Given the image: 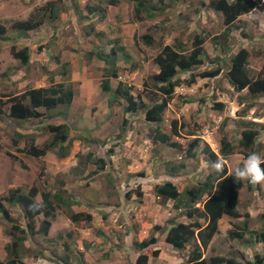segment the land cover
Wrapping results in <instances>:
<instances>
[{
    "label": "rangeland",
    "instance_id": "1",
    "mask_svg": "<svg viewBox=\"0 0 264 264\" xmlns=\"http://www.w3.org/2000/svg\"><path fill=\"white\" fill-rule=\"evenodd\" d=\"M46 1L0 0V24L6 28L4 38H0V98L5 99L2 94L46 86L50 81L69 83L73 97L69 105L39 109L40 117L25 121L11 120L5 113L0 114V197L7 189L15 187L24 192L32 185L49 192L63 187L73 201L71 209L87 211L91 219L85 227H78L67 219L65 208H55L49 218L47 235L28 237L23 244L27 249L20 259L23 263L15 264H75L77 257H81L84 264H134L136 249L132 240H140L151 232L157 237L153 248L158 249V254L149 256L148 264H184L188 246L173 249L163 241V233L152 231L151 227L165 226L168 218L186 219L172 207V200L155 203L153 187L171 181L177 190L184 191L204 179L211 167H205L210 164L201 151L202 144L194 147V156L187 157L184 153L195 136L202 138L218 158V137L224 135L233 146L232 152L222 158L231 171L245 158L237 144L238 131L249 124L258 131L249 150L264 158V96H250L245 89L232 88L226 77L229 52L222 57L225 60L212 62L220 52L211 47L208 38L220 32L222 17L204 8L203 0H149L159 11L151 16L142 11L138 17L134 16L133 0H114L116 4H101L97 2L100 0H53L57 12L54 20L44 18L41 25L24 35L11 29L12 21L26 19ZM97 3L105 8L104 14L88 11V6ZM243 18L236 23L238 27L231 31L228 42L232 53L239 47L247 49L249 74L256 75L264 63V13L255 10ZM194 32L205 36L206 55L192 71L211 70L220 64L219 72L210 78L195 76L189 85L181 81L174 88L173 98L167 103L159 123L144 121L140 110L125 113L122 99L113 97L117 81L130 84L132 93L140 94L146 105L152 104L161 97L150 79L157 71L152 57L162 45L171 44L177 38L188 47ZM142 34L151 36V42L145 43ZM116 42L128 55L124 57L117 52L112 65L117 76L108 78L110 91L104 92L99 82L108 74L111 64L99 59L94 52H109ZM23 46L28 49L25 65L10 54V47ZM189 74L190 71L178 73L177 78L187 79ZM123 118L128 122L121 126ZM171 119L188 124L193 134L180 132L172 136L177 147L152 141L155 131L168 132ZM61 121L69 126L67 155L60 157L56 147L39 157L21 151L30 136L37 146L47 142L51 133L46 125ZM249 150L244 152H251ZM88 154L89 158L103 156L106 163L103 169H96L90 161L84 162ZM79 160L81 162L77 163ZM91 170L95 173L89 175ZM136 185H139L140 197L135 193L126 197L125 192ZM256 185L254 190L245 186L239 190L237 205L240 212L251 210L254 217L248 220V225L259 230L264 225V182ZM35 200H39L38 193ZM2 204L11 222L22 227L24 218L20 207L4 201ZM41 219V214L35 218V227ZM233 221L235 219L226 216L219 219L218 231L200 248L203 257L229 256L230 252L238 251L245 264L253 258L254 252L261 253L262 245L257 242L249 245L226 236ZM11 222L0 216L2 264L6 259L5 244L18 234L10 227ZM64 255L66 262L60 259Z\"/></svg>",
    "mask_w": 264,
    "mask_h": 264
},
{
    "label": "trees",
    "instance_id": "2",
    "mask_svg": "<svg viewBox=\"0 0 264 264\" xmlns=\"http://www.w3.org/2000/svg\"><path fill=\"white\" fill-rule=\"evenodd\" d=\"M134 16L138 17L142 11L147 16L154 15L159 11L149 0H133ZM104 4H116L114 0L97 1ZM88 6V11L105 12L104 7L99 4ZM99 5V7H98ZM208 6L214 12L220 13L222 23L225 26L217 36L211 37V41L215 44L214 48L220 52L217 57L212 59V62L223 61L222 57L229 52V66L226 69V77L232 88L240 91L245 88L250 96H264V63L256 75L249 74L248 58L249 52L244 47H239L234 53L230 50L231 43L228 42V36H231L230 27L240 14L248 12L253 7L258 10H264V0L257 2L256 0H208ZM56 3L53 0H47L43 5L37 7L35 13L29 14L26 19H18L11 22V29L18 30L20 34L30 29L38 27L48 18L50 21L57 16ZM161 9V8H160ZM6 28L0 24V38H4ZM21 35V36H22ZM246 37V35H243ZM141 38L145 43H150L152 37L148 34H142ZM203 36L194 33L189 48H186L182 42L175 40L171 45L165 44L161 46L159 51L152 57V61L157 66V71L150 75L155 92H158L161 97L154 101L151 105H146L141 99L140 94H132L131 87L127 86L122 81H118L114 96L122 99V109L125 113L131 114L138 110L142 112L143 119L146 122L158 123L162 120L163 109L167 102L173 96V89L179 84V78L176 77L178 72L191 71L192 68L203 61L205 56L203 47ZM120 45H114L110 48V52L102 53L95 51L94 54L101 60L110 63L111 69L100 80L99 86L103 91L109 90L108 78L115 77L117 74L112 66L115 62V55L117 51L121 50ZM117 49V50H116ZM122 52V50L120 51ZM92 53V51H91ZM222 53H224L222 55ZM10 54L16 58L21 65H25L28 61V49L23 46L19 49L10 47ZM123 55H125L123 53ZM220 70V64L211 70H203L198 73L190 72L189 78L182 79L187 85L194 82L195 76L199 77H213ZM73 95L72 87L69 83L63 81L52 82L46 86L30 87L24 89L17 94H2L0 98V114L5 115L17 121H25L30 118L41 116L39 109L52 110L58 106H67L71 102ZM218 107L221 104L217 103ZM127 119L123 118L121 126L127 123ZM188 125V124H187ZM185 123H178L176 119H171L169 122L168 133L155 131L151 137L152 141H158L171 147H177V142L172 140V135H178L182 132L183 135H192V131ZM47 130L51 133V138L44 142L41 146L33 143V137L30 136V141L21 151L33 157L43 155L47 150L57 148V154L60 157L67 155L69 149L67 123L61 121L56 124H47ZM256 128H252L249 124L242 126L239 131L238 146L241 148L242 154L246 157L252 151L249 150L255 142ZM18 137L20 134H16ZM202 142L201 138L195 136L188 142L185 150L187 156H194L192 148L198 146ZM218 152L221 158L232 152V144L224 136L218 137ZM251 151L245 153L244 151ZM110 151V150H109ZM202 152L209 160L215 161L216 154L203 144ZM90 161L96 166V169H103L106 164L103 156H94L89 158V154L84 158V162ZM79 160L77 163H80ZM242 164L241 162L237 165ZM236 165V166H237ZM235 166V167H236ZM264 167V165H261ZM233 170V169H232ZM171 172L173 170H167ZM232 171H227L226 166L221 172H216L213 169L208 172L201 182L196 183L195 186L188 187L187 190L179 191L171 181H165L161 184H156L153 187V196L155 203H161L163 199L172 200V207L178 210V215L184 216L185 220L175 218H168L165 226L153 225L152 231L163 233V241L173 249H184L187 245L186 258L184 264H239L233 257L223 255H209L207 258L201 257L200 248H204L211 237L218 231V221L221 217L239 218L238 222L231 224V227L226 230V236L229 239H238L244 241H255L262 245V253L255 254L254 263L261 264L264 260V229L252 231L247 226V212H240L237 205V198L239 190L245 186L248 190H253L257 185L250 182L237 181L235 182L230 175ZM95 173L94 170L89 172V175ZM142 174V172H139ZM172 173V172H171ZM169 177V175H166ZM62 185V182H59ZM38 193L39 200H35ZM133 193L140 197L141 191L139 185L135 188L129 189L125 192L126 197H130ZM42 200L43 206L36 211L30 210V205L34 202ZM2 201L11 205H18L21 209L22 217L24 218V225L21 227L18 223L11 222V216L6 207L3 206ZM200 204L196 206L195 204ZM73 201L70 196L66 194L63 187H58L54 192L38 190L37 186L32 185L24 192L19 187L9 188L6 193L0 197V216L5 220L11 222L10 227L18 234L7 244H5V251L7 259L3 264H15L20 261L21 256L25 254L26 247L23 246V241L27 237L35 234L45 236L50 225V219L53 216L55 208H65L66 217L69 221L77 224L78 227H85L91 219V214L87 211H73L71 205ZM41 214L42 219L35 227V218ZM201 219V221L199 220ZM162 228V229H161ZM101 234V233H99ZM157 237L151 232L140 241L132 240V245L136 249L134 257V264H147L149 256L156 257L158 249H154ZM65 248H68L63 243ZM232 252H230V256ZM64 262L67 261V256H61ZM75 264H84L81 257L76 258ZM2 264V263H0Z\"/></svg>",
    "mask_w": 264,
    "mask_h": 264
},
{
    "label": "clouds",
    "instance_id": "3",
    "mask_svg": "<svg viewBox=\"0 0 264 264\" xmlns=\"http://www.w3.org/2000/svg\"><path fill=\"white\" fill-rule=\"evenodd\" d=\"M228 1H230V0H228ZM257 2H262V0H256ZM203 3H204V8H206L207 10H209L210 11V13H212V14H215V13H218V12H214V11H212L211 9H210V7L208 6V0H203ZM202 4V3H201ZM200 4V5H201ZM255 10H257V11H260V12H263L264 13V10H258L257 8H255V7H253L251 10H249L248 12H245V13H243V14H240V15H238L237 17H236V19H235V21L233 22V24H232V26L230 27V29L232 28V27H235V28H237L238 26H237V22L238 21H243V16L244 15H246L247 13H249V12H252V11H255ZM220 14V13H219ZM220 25L221 26H224L223 25V23H222V20H221V23H220ZM225 27V26H224ZM194 33H198V34H201V33H199V32H194ZM194 33H192V35H191V40H192V37H193V34ZM102 33L100 32L99 33V35H101ZM219 34V31L218 32H216L213 36H217ZM202 35V34H201ZM203 36V42H202V47H203V43H204V40H205V36L204 35H202ZM213 36H210L208 39H210V41H211V37H213ZM175 40H178V41H180V42H182L183 43V45L186 47V48H189V46H190V43H191V40H190V43H189V46L187 47L185 44H184V42L180 39V38H177V39H175ZM175 40H173V41H175ZM173 43V42H172ZM171 43V44H172ZM213 42L211 41V44H212ZM171 44H168V45H171ZM114 45H120V46H122L121 44H119V43H117L116 42V44H113L111 47H113ZM165 45V44H164ZM163 46V45H162ZM110 47V48H111ZM110 48H109V52H110ZM117 50V49H116ZM122 50V52H120ZM121 50H119V51H117V52H120V54H121V56H124V57H127L126 55H128L125 51H124V48H123V46L121 47ZM97 51H99V50H97ZM203 51H204V48H203ZM102 53H108V52H102ZM123 53L125 54V55H123ZM117 54V53H116ZM206 55V54H205ZM115 58H116V55L114 56ZM199 65V64H198ZM157 67V66H156ZM195 67H197V65L196 66H194L193 68H195ZM192 68V69H193ZM203 70H208V69H203ZM202 70V71H203ZM185 72H189V71H185ZM190 72H193L192 70L190 71ZM178 73H182V72H178ZM178 73H177V75H176V77L178 76ZM195 73V72H194ZM190 75V74H189ZM117 76V75H116ZM115 76V77H116ZM110 77H112V76H110ZM109 77V78H110ZM114 77V78H115ZM197 77H199V76H197ZM195 78V77H194ZM199 78H210V77H199ZM182 81V78L181 79H179V84H180V82ZM57 82H59V81H57ZM100 83V82H99ZM117 83H118V81H117ZM124 83V82H123ZM126 84V83H125ZM178 84V85H179ZM117 85V84H116ZM127 86H130L131 88H132V86L130 85V84H126ZM177 85V86H178ZM177 86H175V87H177ZM40 87V86H39ZM116 87V86H115ZM115 87H114V89H115ZM174 87V88H175ZM114 89H113V96L115 95L114 94ZM243 89H245V88H243ZM73 90V89H72ZM242 90V89H241ZM246 90V89H245ZM108 91H110V88H109V90ZM104 92H107V91H104ZM132 92V91H131ZM156 93H158V92H156ZM247 93V92H246ZM15 94H17V93H15ZM132 94H134V93H132ZM173 95H174V89H173ZM72 97H73V95H72ZM172 98H173V96H172ZM171 98V99H172ZM142 99V98H141ZM170 99V100H171ZM169 100V101H170ZM168 101V102H169ZM144 102V101H143ZM167 102V103H168ZM145 103V102H144ZM146 104V103H145ZM151 105V104H150ZM166 106H167V104H166ZM166 106H165V108H166ZM164 108V109H165ZM164 109H163V111H164ZM162 118H163V113H162ZM12 120V119H11ZM15 121H17V120H15ZM162 121V120H161ZM160 121V122H161ZM170 122V121H169ZM159 123V122H158ZM246 123H249L248 121L246 122ZM55 124V123H54ZM169 126V125H168ZM166 133H168V132H166ZM257 135V134H256ZM172 136H176V135H172ZM172 140H174L173 138H171ZM201 140H202V138H201ZM255 140V139H254ZM175 141V140H174ZM176 142V141H175ZM200 144H202V148H203V144H206V142H204V141H202V142H200ZM207 145V144H206ZM169 146V145H168ZM177 146H178V144H177ZM188 146V145H187ZM169 147H171V146H169ZM207 147H208V145H207ZM187 148V147H186ZM202 148H201V151H202ZM218 148H219V146H218ZM193 150H194V148H192ZM210 149V148H209ZM211 150V149H210ZM214 152V151H213ZM184 153H185V156H187L186 155V152L184 151ZM194 153H195V150H194ZM203 154H204V152H202ZM215 154H216V156H217V153L216 152H214ZM205 155V154H204ZM187 157H191V156H187ZM210 165H205V167H211L207 172H206V174L208 173V172H210L212 169L214 170V171H216V172H221V171H223L224 170V167H225V161L219 156L218 158H217V160L216 161H212V160H209L208 159V157L206 156V159H205ZM261 165H264V158H262L258 153H256V152H251V153H249L244 159H243V161H242V164H239V165H237L236 167H234L233 168V170H231L232 172H231V176L233 177V179H234V181L235 182H237V181H244V180H246V181H248V182H250L251 184H260V183H262V182H264V167H261ZM227 169V168H226ZM227 171H228V169H227ZM229 172V171H228ZM205 174V175H206ZM204 175V176H205ZM201 182V181H200ZM256 188V187H255ZM254 188V189H255ZM253 189V190H254ZM196 204H200L199 202H197ZM195 204V205H196ZM198 205H196V206H198ZM43 206V201L42 200H40V201H38V202H34L33 204H31L29 207H30V210H32V211H36V210H38L40 207H42ZM245 212H247V214H248V216H247V226H248V228L250 229V230H252V231H258V230H255V229H251L250 227H249V225H248V220H249V212L248 211H245ZM232 219V218H231ZM233 219H235V221H233L231 224H233L234 222H238L240 219H241V217H239V218H233ZM231 224H230V227H231ZM264 225H262V227L261 228H263L264 229V227H263ZM230 227H228L227 229H229ZM49 228V227H48ZM260 228V229H261ZM47 231H48V229H47ZM40 235V234H39ZM46 235H47V233H46ZM45 235V236H46ZM42 236V235H41ZM45 236H43V237H45ZM32 237V236H31ZM31 237H29V239L31 238ZM28 238V237H27ZM143 238H145V237H143ZM142 238V239H143ZM142 239H140V240H142ZM234 239H236V238H234ZM140 240H137V241H140ZM238 240V239H237ZM25 241V240H24ZM24 241H23V244H24ZM242 241H244V240H242ZM157 242V241H156ZM244 242H246V243H249V245H251V244H255V241H244ZM257 243H259V242H257ZM166 244V243H165ZM260 244V243H259ZM261 245V244H260ZM25 246V245H24ZM26 247V246H25ZM27 248V247H26ZM238 248V247H237ZM5 249V248H4ZM135 249V248H134ZM262 249V248H261ZM261 253H262V251H261ZM260 253V254H261ZM255 254H258V255H260L259 253H257V252H254L253 253V258L251 259V260H247V263H245V264H256V263H254V256H255ZM5 255H6V251H5ZM230 256V255H229ZM22 257V256H21ZM201 257H203L202 255H201ZM231 257H233L234 258V260H236V261H238L239 262V264H243V262H241V252H234V253H232V256ZM6 259H7V256L5 257ZM6 259H5V261H6ZM20 259H22V258H20ZM150 258L148 257V260H149ZM148 260H147V264H148ZM4 261V262H5ZM16 263H23L22 262V260H20V261H18V262H16ZM261 264H264V260L262 261V263Z\"/></svg>",
    "mask_w": 264,
    "mask_h": 264
},
{
    "label": "crops",
    "instance_id": "4",
    "mask_svg": "<svg viewBox=\"0 0 264 264\" xmlns=\"http://www.w3.org/2000/svg\"><path fill=\"white\" fill-rule=\"evenodd\" d=\"M223 28H224V26H221V25H220V32H221V34H222V30H223ZM234 29H235V27H232V28L230 29V32H229V33H230L231 35H232L231 31H234ZM194 30H197V28L195 27ZM220 32H219V33H220ZM243 35H244V34H242V36H243ZM240 37H241V36H240ZM243 37H244V36H243ZM241 38H242V37H241ZM242 39H244V38H242ZM211 45H212L211 47H214L215 44L212 43ZM248 212H249V219H250V221H251V220L253 219L252 217H254V216H253L251 210L248 211ZM251 218H252V219H251Z\"/></svg>",
    "mask_w": 264,
    "mask_h": 264
}]
</instances>
